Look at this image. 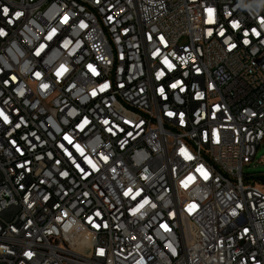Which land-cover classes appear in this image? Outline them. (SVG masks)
<instances>
[{
    "label": "built area",
    "instance_id": "obj_1",
    "mask_svg": "<svg viewBox=\"0 0 264 264\" xmlns=\"http://www.w3.org/2000/svg\"><path fill=\"white\" fill-rule=\"evenodd\" d=\"M0 30V264H264V0H0Z\"/></svg>",
    "mask_w": 264,
    "mask_h": 264
},
{
    "label": "rangeland",
    "instance_id": "obj_2",
    "mask_svg": "<svg viewBox=\"0 0 264 264\" xmlns=\"http://www.w3.org/2000/svg\"><path fill=\"white\" fill-rule=\"evenodd\" d=\"M244 172L251 175L264 174V143L258 149L254 163H252L250 166H245ZM257 185L264 190L263 182L258 181Z\"/></svg>",
    "mask_w": 264,
    "mask_h": 264
},
{
    "label": "snow or ice",
    "instance_id": "obj_3",
    "mask_svg": "<svg viewBox=\"0 0 264 264\" xmlns=\"http://www.w3.org/2000/svg\"><path fill=\"white\" fill-rule=\"evenodd\" d=\"M3 11H4L5 14L8 13V9L7 8H4ZM208 11L211 13L212 10L211 9H208ZM19 15H21V13H16V16H19ZM234 26H236V25H234ZM2 34H3L2 30H0V35H2ZM164 63L168 64V61L165 60ZM168 67L171 68L172 65L171 64H168ZM159 75H162V73H159L158 76ZM44 87H47V85H45ZM172 87L175 88L176 87V84H173ZM181 91H183V89H181ZM161 92H163V89H161ZM169 115H172V113H169ZM0 116H3L4 120L7 122L8 117L5 116L2 111H0Z\"/></svg>",
    "mask_w": 264,
    "mask_h": 264
},
{
    "label": "trees",
    "instance_id": "obj_4",
    "mask_svg": "<svg viewBox=\"0 0 264 264\" xmlns=\"http://www.w3.org/2000/svg\"><path fill=\"white\" fill-rule=\"evenodd\" d=\"M260 181H262L264 183V179L263 178Z\"/></svg>",
    "mask_w": 264,
    "mask_h": 264
}]
</instances>
